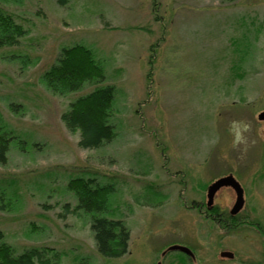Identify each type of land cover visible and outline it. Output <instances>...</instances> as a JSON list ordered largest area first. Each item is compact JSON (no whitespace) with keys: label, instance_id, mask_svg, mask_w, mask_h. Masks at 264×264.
<instances>
[{"label":"rangeland","instance_id":"obj_1","mask_svg":"<svg viewBox=\"0 0 264 264\" xmlns=\"http://www.w3.org/2000/svg\"><path fill=\"white\" fill-rule=\"evenodd\" d=\"M0 6L25 30L17 46L0 49V128L14 137L0 164V242L16 254L53 249L58 264L264 259L259 239L245 254L242 227H217L190 208L210 182L233 175L245 188L243 212L264 229V123L257 120L264 112V0ZM78 45L92 52L105 79L65 96L51 93L44 74L63 49ZM107 85L115 88L109 117L115 138L82 149L61 116ZM76 179L114 186L104 216L129 230L123 257L97 253L90 217L73 212L69 184ZM172 246L188 248L195 259L186 261ZM223 251L234 257L221 258Z\"/></svg>","mask_w":264,"mask_h":264},{"label":"trees","instance_id":"obj_2","mask_svg":"<svg viewBox=\"0 0 264 264\" xmlns=\"http://www.w3.org/2000/svg\"><path fill=\"white\" fill-rule=\"evenodd\" d=\"M59 1L61 4L65 3V0ZM24 35L25 30L13 15L0 6V49L17 46ZM104 79L102 65L89 49L80 45L63 49L56 64L43 76L46 88L58 96L76 92L85 83H101ZM114 96L113 86H99L75 100L61 116L66 128L79 135V146L82 149L96 150L115 138L113 126L109 122ZM13 138L12 132L0 128V164L6 163V154ZM69 189L73 190L77 202L73 212L84 213L90 217V229L97 253L108 259L123 257L128 249L129 230L122 221L104 216L109 211L108 200L114 186H101L93 179H76L70 182ZM65 208L70 209L69 204ZM1 239L0 232V241ZM58 262V254L53 249L31 248L16 254L12 246L0 242V264Z\"/></svg>","mask_w":264,"mask_h":264},{"label":"flooded vegetation","instance_id":"obj_3","mask_svg":"<svg viewBox=\"0 0 264 264\" xmlns=\"http://www.w3.org/2000/svg\"><path fill=\"white\" fill-rule=\"evenodd\" d=\"M262 123V122H260ZM229 175V174H228ZM227 175H223L221 177L216 178L212 182H210L206 187L205 191L199 192L196 197L191 201L190 208L195 209L198 215L202 217L203 220L210 221V223L214 224L217 227L222 228H232L234 229L237 226L242 227L245 231L243 235V241L245 243V254L249 256V250L251 248V244L254 242L253 239L260 240L263 244L262 250L264 251V229L260 228L259 222L255 221L253 216L245 214V200H246V193L245 188L239 183V181L235 178V180L240 184L241 188L243 189V199L244 204L242 210L237 214L232 216L230 211L235 203L236 195L235 192L230 187H222L220 188L213 196L212 203L208 204L207 198V189L208 187L215 182L216 180L225 177ZM244 213V214H243ZM241 214V215H239ZM239 217V222L234 221L235 218ZM262 225V224H261ZM253 233V234H251ZM186 248V247H185ZM188 249V248H187ZM191 254H186L180 252V256L186 261H193L195 259L194 253L189 250ZM229 252V251H223ZM167 253V252H166ZM165 252L161 254V256L166 255ZM222 253V252H221ZM264 255V252L261 254ZM234 257V255H233ZM254 264H264V259H259Z\"/></svg>","mask_w":264,"mask_h":264},{"label":"water","instance_id":"obj_4","mask_svg":"<svg viewBox=\"0 0 264 264\" xmlns=\"http://www.w3.org/2000/svg\"><path fill=\"white\" fill-rule=\"evenodd\" d=\"M257 119L259 122H264V112H261ZM222 187H230L236 195L235 203L230 211V214L232 216L237 215L243 208L244 199H243V189L241 188L240 184L235 180V178L232 175H227L225 177H222L215 182H213L207 189V198H208V204L210 205L212 203V199L214 194ZM169 251H180L186 254H191L189 249L185 247L180 246H172ZM221 258H227L232 259L233 254L230 252H222L220 253Z\"/></svg>","mask_w":264,"mask_h":264}]
</instances>
